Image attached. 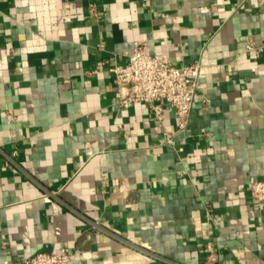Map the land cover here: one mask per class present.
<instances>
[{
	"label": "crops",
	"instance_id": "1",
	"mask_svg": "<svg viewBox=\"0 0 264 264\" xmlns=\"http://www.w3.org/2000/svg\"><path fill=\"white\" fill-rule=\"evenodd\" d=\"M141 42L202 65L176 147L118 103ZM263 180L264 0H0V264H264Z\"/></svg>",
	"mask_w": 264,
	"mask_h": 264
},
{
	"label": "built area",
	"instance_id": "2",
	"mask_svg": "<svg viewBox=\"0 0 264 264\" xmlns=\"http://www.w3.org/2000/svg\"><path fill=\"white\" fill-rule=\"evenodd\" d=\"M90 14L96 15L94 8L90 9ZM246 50L255 49L247 44ZM127 57L125 64L109 67V72L115 77L118 103L122 106L142 103L152 110L158 123L162 122V106L173 107L176 129L165 133V144L176 147V135L186 129L195 107L202 69L200 61L182 67L173 66L166 56L153 54L145 42L137 44ZM6 120L10 123L15 117L8 114ZM247 193L253 201L263 203L264 180L251 183ZM205 252L204 264H216L217 255L210 243L206 245ZM73 258L61 248L57 253H41L23 259V264H69Z\"/></svg>",
	"mask_w": 264,
	"mask_h": 264
}]
</instances>
